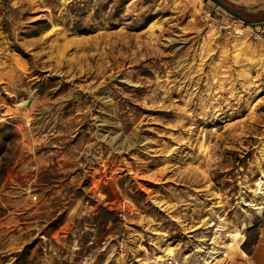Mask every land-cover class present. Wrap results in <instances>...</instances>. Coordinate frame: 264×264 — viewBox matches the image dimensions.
Here are the masks:
<instances>
[{
  "label": "rangeland",
  "instance_id": "1",
  "mask_svg": "<svg viewBox=\"0 0 264 264\" xmlns=\"http://www.w3.org/2000/svg\"><path fill=\"white\" fill-rule=\"evenodd\" d=\"M202 6L0 7V264H245L264 38L212 34Z\"/></svg>",
  "mask_w": 264,
  "mask_h": 264
},
{
  "label": "crops",
  "instance_id": "2",
  "mask_svg": "<svg viewBox=\"0 0 264 264\" xmlns=\"http://www.w3.org/2000/svg\"><path fill=\"white\" fill-rule=\"evenodd\" d=\"M23 0H0L3 8L9 3L20 4ZM221 13L234 15L245 22L264 20V0H210ZM245 264H264V223L260 227L259 236Z\"/></svg>",
  "mask_w": 264,
  "mask_h": 264
},
{
  "label": "built area",
  "instance_id": "3",
  "mask_svg": "<svg viewBox=\"0 0 264 264\" xmlns=\"http://www.w3.org/2000/svg\"><path fill=\"white\" fill-rule=\"evenodd\" d=\"M197 18L216 36H246L248 39L264 38V20L245 22L234 15L218 12L209 6H202Z\"/></svg>",
  "mask_w": 264,
  "mask_h": 264
},
{
  "label": "bare ground",
  "instance_id": "4",
  "mask_svg": "<svg viewBox=\"0 0 264 264\" xmlns=\"http://www.w3.org/2000/svg\"><path fill=\"white\" fill-rule=\"evenodd\" d=\"M263 153H264V151H263ZM261 172H262V175L264 176V170H263L262 167H261ZM257 184L261 188L262 180H259L257 182ZM257 208L261 211L262 208H263V206L262 205H259V206H257ZM219 229L220 230H225L224 227H219ZM228 234H230L234 239H237L238 237H241L243 235L241 230L240 231H236V232H231V233H228Z\"/></svg>",
  "mask_w": 264,
  "mask_h": 264
}]
</instances>
